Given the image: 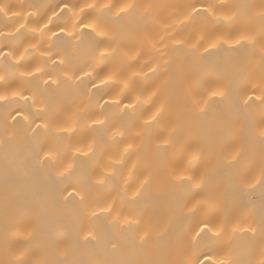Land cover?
Instances as JSON below:
<instances>
[{"label": "bare ground", "instance_id": "obj_1", "mask_svg": "<svg viewBox=\"0 0 264 264\" xmlns=\"http://www.w3.org/2000/svg\"><path fill=\"white\" fill-rule=\"evenodd\" d=\"M0 6V264L264 260V0Z\"/></svg>", "mask_w": 264, "mask_h": 264}, {"label": "rangeland", "instance_id": "obj_2", "mask_svg": "<svg viewBox=\"0 0 264 264\" xmlns=\"http://www.w3.org/2000/svg\"><path fill=\"white\" fill-rule=\"evenodd\" d=\"M238 114V116H236L237 118H236V120H241V118L239 119V117H241V116H243L242 118H243V120L245 119V117L246 118H248V121H249V119L251 120V118L253 117V114L252 113H249V116H248V114H244V115H246V116H244L243 114H241L240 115V113H237ZM252 116H251V115ZM240 115V116H239ZM248 116V117H247ZM251 116V117H250ZM200 119L201 118H199V120H195V124L194 125H196V124H198V123H200L201 121L204 123V119H202L201 121H200ZM243 120H242V122H243ZM197 121H198V123H197ZM200 121V122H199ZM202 122H201V124H202ZM236 122V121H235ZM240 122V121H239ZM238 122V123H239ZM242 122H240V123H242ZM247 120H245V122H243L244 123V126H243V124H241L243 127H245L246 126V130H247V128H250L251 126H252V124H249L250 122H247ZM218 123H220L219 125H218ZM218 123H216V126H214L215 128H218V130H220L222 127H224V125H223V123L225 124V121L223 122V121H218ZM246 124H249L248 126L246 125ZM223 125V126H222ZM235 125H236V123H235ZM239 124H237V126H238ZM220 128H219V127ZM222 126V127H221ZM250 126V127H249ZM239 127V126H238ZM237 128V127H236ZM252 128V127H251ZM243 129L244 128H242V130L240 129L239 130V128H238V130L239 131H243ZM245 130V131H246ZM249 130V129H248ZM237 131V130H236ZM235 131V132H236ZM240 132V133H241ZM249 131H247V133H248ZM236 133H238V132H236ZM244 133H246V132H244ZM264 143V142H263ZM263 145V144H262ZM262 148H264V147H262ZM261 148V149H262ZM260 149V150H261ZM260 150H259V152H258V150H253L252 152H254V153H252L253 155L251 156V158H255V159H257V157H259V153H264V149H263V151L262 152H260ZM257 152V153H256ZM249 153H251V152H249ZM255 154V155H254ZM259 154V155H258ZM262 155H264V154H262ZM260 157H261V155H260ZM264 157V156H263ZM253 160L252 161V165H251V167H250V169L247 171V174H246V172L245 173H243L244 175H242L243 177H241L240 175L237 177V179L238 178H243L242 180H243V183L245 182L246 183V185L245 186H243V190L244 191H242V190H240L241 191V193H238V194H236L237 196V199L235 200L236 202H237V204L240 206V207H246V208H251V207H253V208H260L261 209V212L263 213L262 215L264 216V172L262 171V169H263V167H264V158H260L261 159V161L263 162H260V161H258V160ZM257 161L258 162H260V163H262V165H263V167H262V169L261 168H257ZM259 166H261V165H259ZM258 166V167H259ZM234 180V179H233ZM239 180V179H238ZM238 180H236L235 179V183L238 181ZM241 180V179H240ZM234 182V181H233ZM239 182V181H238ZM241 182V181H240ZM244 183V184H245ZM241 185H243L242 183H241ZM252 186V187H249V186ZM245 188V189H244ZM251 188V189H250ZM250 190V191H249ZM248 191V192H247ZM228 206V205H227ZM264 221V220H263ZM259 222H260V220H259ZM260 241L259 242H257V246L258 247H260V248H264V236L262 235V236H260Z\"/></svg>", "mask_w": 264, "mask_h": 264}, {"label": "snow or ice", "instance_id": "obj_3", "mask_svg": "<svg viewBox=\"0 0 264 264\" xmlns=\"http://www.w3.org/2000/svg\"><path fill=\"white\" fill-rule=\"evenodd\" d=\"M65 7H67V5H65ZM89 7H92V6L89 5ZM106 7H107V6H106ZM122 11H123V9H122ZM0 13H5V14H6V9H5L4 6H0ZM84 27H88V25H84ZM213 46H215V45H213ZM38 71H39V70H38ZM260 135H261L262 137H264V129L261 130ZM209 230H210V229H209ZM216 235H219V233H216ZM221 264H224V262H221ZM260 264H264V260H261V261H260Z\"/></svg>", "mask_w": 264, "mask_h": 264}]
</instances>
